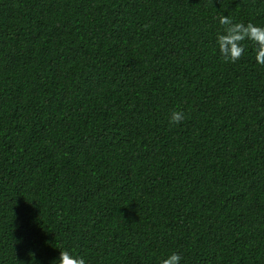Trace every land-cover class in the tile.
<instances>
[{
    "label": "trees",
    "instance_id": "trees-1",
    "mask_svg": "<svg viewBox=\"0 0 264 264\" xmlns=\"http://www.w3.org/2000/svg\"><path fill=\"white\" fill-rule=\"evenodd\" d=\"M219 16L264 0H0V264H264V66Z\"/></svg>",
    "mask_w": 264,
    "mask_h": 264
},
{
    "label": "clouds",
    "instance_id": "clouds-1",
    "mask_svg": "<svg viewBox=\"0 0 264 264\" xmlns=\"http://www.w3.org/2000/svg\"><path fill=\"white\" fill-rule=\"evenodd\" d=\"M219 24L222 26V33L216 37L217 45L221 56L225 62L235 63L244 55V42L250 41L255 45V61L264 66V26H258L252 22L247 24L236 22L228 16H219ZM185 119L182 111H173L170 114L169 122L179 124ZM181 256L172 253L161 261V264H180ZM52 264H85L83 257L73 255L68 250L59 252V259Z\"/></svg>",
    "mask_w": 264,
    "mask_h": 264
}]
</instances>
